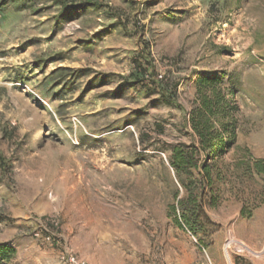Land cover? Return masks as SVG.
<instances>
[{
    "label": "rangeland",
    "instance_id": "374dc122",
    "mask_svg": "<svg viewBox=\"0 0 264 264\" xmlns=\"http://www.w3.org/2000/svg\"><path fill=\"white\" fill-rule=\"evenodd\" d=\"M84 1L0 7L9 264H59V248L87 264H234L227 232L238 238L240 216H264V177L246 169L264 160V0ZM136 59L147 77L128 83ZM202 72L222 76L237 111L234 145L213 167L212 205L199 215L209 222L194 236L176 223L185 191L167 156L196 144L187 121ZM157 81L176 86V103ZM46 217L59 221V248L30 235Z\"/></svg>",
    "mask_w": 264,
    "mask_h": 264
},
{
    "label": "trees",
    "instance_id": "16d2710c",
    "mask_svg": "<svg viewBox=\"0 0 264 264\" xmlns=\"http://www.w3.org/2000/svg\"><path fill=\"white\" fill-rule=\"evenodd\" d=\"M8 0H0V7ZM62 7L67 6L68 0H58ZM84 5H97L96 0H85ZM147 65V58H143ZM133 69L122 78L128 83H138L146 79V69L140 60L136 59ZM60 71L67 70L60 68ZM155 89L160 91L166 103H176V86H169L167 91L161 81L153 82ZM237 104L232 97V92L223 85L221 75L211 72L199 73L195 79V98L189 111L187 123L189 124L196 144H179L171 146L168 163L173 170L175 178L185 196L177 200L179 205L180 221L176 220L179 227H184L194 236L198 234L197 225L208 223L207 216L203 214V205H212V196L205 199L212 184L213 167L218 159L234 145L235 142V112ZM8 165L0 155V172L5 174ZM251 167L264 177V160H254L252 166L246 163V169ZM198 171V178L192 176V170ZM206 188L208 191L206 192ZM210 195V194H209ZM209 201V203H208ZM178 209V208H177ZM174 212L176 208L173 207ZM193 215V216H190ZM249 218L250 216H241ZM16 249L13 245L0 242V264H9L15 257Z\"/></svg>",
    "mask_w": 264,
    "mask_h": 264
},
{
    "label": "built area",
    "instance_id": "2783aa9c",
    "mask_svg": "<svg viewBox=\"0 0 264 264\" xmlns=\"http://www.w3.org/2000/svg\"><path fill=\"white\" fill-rule=\"evenodd\" d=\"M59 221L56 218H37L34 220V226L30 230V235L41 242L54 245L59 248ZM59 264H87L75 254L59 248ZM223 249L226 254L246 255L251 253L250 247L241 239L236 238L230 232H227L223 243Z\"/></svg>",
    "mask_w": 264,
    "mask_h": 264
},
{
    "label": "crops",
    "instance_id": "0c3cea01",
    "mask_svg": "<svg viewBox=\"0 0 264 264\" xmlns=\"http://www.w3.org/2000/svg\"><path fill=\"white\" fill-rule=\"evenodd\" d=\"M238 223L242 230L238 233V238L243 240L251 249L262 253L261 255L246 254L243 256L234 255V264H264V216H251L249 218L241 217L238 219ZM0 220V225H2ZM13 238H8L5 233L0 234V242H6L17 248ZM15 254V255H16Z\"/></svg>",
    "mask_w": 264,
    "mask_h": 264
}]
</instances>
